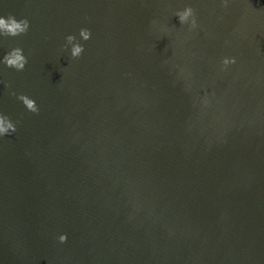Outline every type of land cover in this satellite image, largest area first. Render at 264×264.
Instances as JSON below:
<instances>
[{"label":"water","instance_id":"obj_1","mask_svg":"<svg viewBox=\"0 0 264 264\" xmlns=\"http://www.w3.org/2000/svg\"><path fill=\"white\" fill-rule=\"evenodd\" d=\"M0 14L30 22L0 37V57L28 58L0 65L17 127L0 138V264H264V0H0Z\"/></svg>","mask_w":264,"mask_h":264},{"label":"clouds","instance_id":"obj_2","mask_svg":"<svg viewBox=\"0 0 264 264\" xmlns=\"http://www.w3.org/2000/svg\"><path fill=\"white\" fill-rule=\"evenodd\" d=\"M180 24L188 25L190 29L197 26L194 9L186 6L183 10L175 12ZM155 23V22H154ZM30 22L26 18L18 19L15 15L0 14V37H17L28 32ZM165 28H161V32H166ZM92 33L88 28H81L77 35L69 34L65 37L64 49L68 51L71 59L79 58L85 51L84 44L81 41L91 39ZM223 68H227L230 64L235 63L234 58H225L223 60ZM28 64V58L24 54V50L20 47H15L6 52L3 57H0V65L14 69L17 72L23 71ZM15 95V93H12ZM23 103L27 110L32 113H38L39 108L36 101L27 95L21 94L16 97ZM17 131L16 122L9 116L0 112V138L14 134ZM60 244H64L68 240V235L62 233L57 237Z\"/></svg>","mask_w":264,"mask_h":264}]
</instances>
